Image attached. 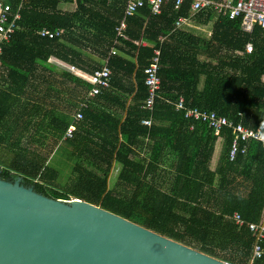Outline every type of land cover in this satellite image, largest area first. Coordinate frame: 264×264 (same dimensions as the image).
<instances>
[{
	"label": "trees",
	"instance_id": "1",
	"mask_svg": "<svg viewBox=\"0 0 264 264\" xmlns=\"http://www.w3.org/2000/svg\"><path fill=\"white\" fill-rule=\"evenodd\" d=\"M60 2L26 0L19 29L4 46L1 178L21 176L47 196L83 198L219 260L251 264L256 236L249 227L236 225L232 216L239 212L252 223L264 218V146L251 140L246 152L231 160L233 132L225 129L216 135L206 124L186 119L176 104L183 97L187 109L213 111L249 129L264 130V29L256 26L249 35L242 31L241 17L200 12L194 17L197 22H213L211 36L205 39L175 28L180 15L190 16L189 1L181 9L170 2L159 14L144 5L127 18L125 38L116 45L120 54L109 57L110 87L82 107L83 120L67 141L61 140L78 104L71 96L84 100L92 85L63 74L67 106L54 115L56 121L49 125L54 138L45 143L35 139L46 130L34 122L39 95L27 90L39 91L41 62L63 53L77 58L62 40L104 44L101 54L108 57L124 8L123 0H76V11L65 13L57 9ZM43 28L60 30L62 36L43 38ZM248 43L253 45L250 54ZM156 49H162V86L152 126L147 127L141 125L151 115L142 108L148 97L144 69ZM219 138L223 145L213 169ZM61 143L73 161V178L65 183L59 181V169L49 164ZM167 150L173 154L171 169L163 167ZM253 264H264V255Z\"/></svg>",
	"mask_w": 264,
	"mask_h": 264
},
{
	"label": "water",
	"instance_id": "2",
	"mask_svg": "<svg viewBox=\"0 0 264 264\" xmlns=\"http://www.w3.org/2000/svg\"><path fill=\"white\" fill-rule=\"evenodd\" d=\"M0 264H231L83 198L1 178Z\"/></svg>",
	"mask_w": 264,
	"mask_h": 264
},
{
	"label": "built area",
	"instance_id": "3",
	"mask_svg": "<svg viewBox=\"0 0 264 264\" xmlns=\"http://www.w3.org/2000/svg\"><path fill=\"white\" fill-rule=\"evenodd\" d=\"M26 0H0V79L4 67V46L9 44L13 35L19 29V21L22 20V10ZM190 2V16L180 15L175 21V28L180 30L185 23L194 19L195 15L200 12H213L219 16L228 17L229 19L242 18V31L252 35L255 27L260 26L264 29V0H124L125 5L123 15L115 28V37L112 47L109 51V57L117 55L118 51L116 45L121 38H125L124 33L127 28V18L134 15L137 10L144 5L149 4L153 12L156 14L162 13L164 6L170 2L175 3L176 9H181L183 4ZM43 38H57L62 36V31L54 32L43 28L40 31ZM165 39H163V42ZM140 45H145L140 42ZM253 52V45L248 43L246 46V53ZM109 57L105 60L103 66L96 70L93 74L88 76L87 80L92 85L89 91V96H96L102 92L103 89L110 87L111 70L109 68ZM162 57V49L154 51L153 59L150 65L144 69V84L148 87V97L143 101V107L149 111H153L156 100L161 90L162 82L159 76L160 60ZM72 71L76 68L71 67ZM86 102L82 103L85 107ZM177 110H184V117L194 123L201 122L206 124L209 128L214 130L216 135L221 134L225 129L233 132L234 138L230 145V159L234 160L240 152L245 153L247 150V143L251 140L260 141L264 146V130H253L245 127L242 124H236L225 117H221L216 112L204 111L198 108L187 109L185 107V100L180 97L177 104ZM83 120V113L79 111L74 118V122L69 126L63 136V140L67 141L74 137L76 131V123ZM153 123L152 118L144 119L141 125L151 127ZM192 125L190 129H194ZM232 220L241 227H249V230L256 236V243L253 250L251 264L263 257L264 248V218L259 223L247 222L241 213L236 212L232 216Z\"/></svg>",
	"mask_w": 264,
	"mask_h": 264
},
{
	"label": "crops",
	"instance_id": "4",
	"mask_svg": "<svg viewBox=\"0 0 264 264\" xmlns=\"http://www.w3.org/2000/svg\"><path fill=\"white\" fill-rule=\"evenodd\" d=\"M123 3L125 5L124 0H123ZM76 8H77L76 0H61V2L58 4V7H57L59 11H62L65 13L74 12L76 11ZM106 9L108 10L107 7ZM190 21L193 22L192 27L195 29V31L200 32L196 34L192 32L190 33L200 36L205 39L210 38L212 29L208 30V29H205V27L210 26V23H211V26L213 28V22L208 23V25H202V23L197 22L195 19H192ZM180 30L189 32L184 26ZM61 43H64L67 45L66 51H70V50L76 51L77 58L73 59L72 56L70 55L67 56V53L65 54L63 53V51L61 52L63 53V55H50L49 58L45 62H41L40 79L38 80L39 86H40L39 91L37 92L34 88L27 89L29 90V93L31 94L35 93L34 95H37V94L39 95L41 106L34 119V122L36 121V123H38L40 126L45 127L46 130H43V129L40 130V134H37L35 136L36 137L35 139L41 140L45 143H50L51 141H53L52 138H54L53 135L51 134L52 130L50 129V126H49L53 124L54 121H56V119H54V115H56V113L58 112H61L64 109V106H67L66 100L69 98V96L65 94V88H63V83L65 81L63 74L68 73L76 77H79L85 81H88L87 80L88 76L93 74L96 70H99L103 66L105 60L109 57V56L103 57V55L101 54L105 49L104 44L94 45L91 42H84L82 44L81 42L75 43V41H63V40L61 41ZM117 54L119 55L120 52H118ZM71 59L75 61L74 64L71 63L72 61ZM73 66L76 68V71L71 70V67ZM47 80H49L52 84H48ZM70 85L73 87L76 86L74 83H70ZM69 89L70 90L72 89L80 90L79 88H69ZM75 93L77 92H73L72 94H75ZM96 96H89V92L86 94L84 100L83 99L79 100L78 95H75V97L73 95L71 96V99L75 101L76 103H78L76 107V111L72 114L73 122H74L75 115L82 109V103L86 102V104H88V102L91 99L95 98ZM142 108H144L143 103H142ZM153 111H149L151 112L150 118H152V120H153ZM117 113L119 114L121 113V111L118 110ZM61 141H64L63 138ZM222 145H223V138H219V140L217 141L214 156L211 162V166L213 169L218 164V161L221 155ZM45 148H46L45 146L44 147L42 145L40 146L41 151H44ZM165 157H167L166 158L167 164H164L163 167H165L166 169H171L169 166V163H171L172 161V157H173L172 152L167 150V152H165ZM219 181H220V177L218 176L217 182Z\"/></svg>",
	"mask_w": 264,
	"mask_h": 264
},
{
	"label": "rangeland",
	"instance_id": "5",
	"mask_svg": "<svg viewBox=\"0 0 264 264\" xmlns=\"http://www.w3.org/2000/svg\"><path fill=\"white\" fill-rule=\"evenodd\" d=\"M192 25L193 22L189 21L185 23L184 27L189 32H192L194 34L200 33V32H196L195 29L192 27ZM205 29L211 30L212 29L211 23L210 26L205 27ZM65 145L66 144L61 143L59 146L54 147L53 155L49 163L51 164L50 166L59 169V171L61 172V176L59 178L60 183L61 182L65 183L66 181L73 178L72 175L73 161L69 159V157L67 156L66 154L67 149L65 148Z\"/></svg>",
	"mask_w": 264,
	"mask_h": 264
}]
</instances>
